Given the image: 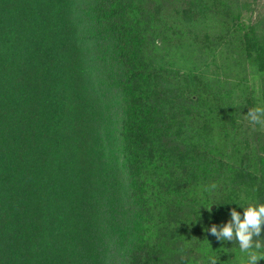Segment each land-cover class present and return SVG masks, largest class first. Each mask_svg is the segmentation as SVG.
<instances>
[{"label": "trees", "instance_id": "1", "mask_svg": "<svg viewBox=\"0 0 264 264\" xmlns=\"http://www.w3.org/2000/svg\"><path fill=\"white\" fill-rule=\"evenodd\" d=\"M243 4L0 0V264H233L211 228L264 203Z\"/></svg>", "mask_w": 264, "mask_h": 264}, {"label": "clouds", "instance_id": "2", "mask_svg": "<svg viewBox=\"0 0 264 264\" xmlns=\"http://www.w3.org/2000/svg\"><path fill=\"white\" fill-rule=\"evenodd\" d=\"M245 118L253 125H261L264 127V107H255L249 109ZM216 185H212L214 189ZM244 208L243 220L240 214L234 209L231 212L232 221L226 225L221 233L216 232L215 226L211 228V233L224 240L231 241L235 239L238 241L241 252L247 254L246 264H258V261L264 260V244L259 240L254 242V237H260L262 232V225H264V203L248 204ZM210 264H218L216 258H210Z\"/></svg>", "mask_w": 264, "mask_h": 264}, {"label": "rangeland", "instance_id": "3", "mask_svg": "<svg viewBox=\"0 0 264 264\" xmlns=\"http://www.w3.org/2000/svg\"><path fill=\"white\" fill-rule=\"evenodd\" d=\"M244 4L243 9V20L247 23H260L264 30V0H241ZM259 24V25H260ZM244 69H247L246 66L243 67ZM246 72L242 73L241 76L244 81V85L240 86L242 89H247V86H255L258 88V80L255 76L248 74L247 70ZM203 254L199 255L200 264H202L203 261ZM247 260V254L246 253H240L238 258L233 261V264H246ZM258 264H264V260L258 261Z\"/></svg>", "mask_w": 264, "mask_h": 264}]
</instances>
